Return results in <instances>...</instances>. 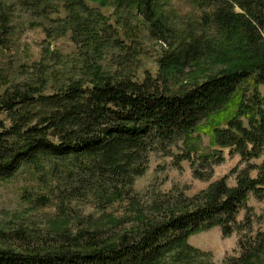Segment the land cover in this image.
Instances as JSON below:
<instances>
[{"label": "trees", "instance_id": "16d2710c", "mask_svg": "<svg viewBox=\"0 0 264 264\" xmlns=\"http://www.w3.org/2000/svg\"><path fill=\"white\" fill-rule=\"evenodd\" d=\"M115 1L119 9L130 11L127 16L136 10L149 34L171 46L158 74L148 72L140 81L133 73L105 70L88 59L75 76L74 71L64 73L61 65L49 67L48 61L60 64L64 55L48 46L35 80L18 81L0 93V114L10 121H0V179L24 166L49 165L52 175L68 178L79 191L88 186L86 177L105 176L115 182V190L107 194L109 204L134 191L133 178L143 172L146 155L160 149L170 156L173 146L195 140V133L212 134V146L218 147L181 157L192 162L199 179L208 178L224 162L223 148L245 161L263 156L264 0H187L195 15L191 24L182 25L180 37L164 13L166 0ZM33 2L42 13L50 5L48 0ZM80 17L77 22L68 16L56 27L62 33L72 28L77 54L84 57L101 39L97 28L104 23L89 25L84 14ZM47 36L53 37L49 28ZM193 66L203 73L212 71L198 77L187 70ZM184 74L191 81L173 88L172 80ZM251 168L258 171L257 178L250 170L242 172L233 187L222 179L203 190L202 197L185 198L180 213L176 206L164 218L141 211L133 223L119 227L129 219L110 214L86 219L76 231L65 225L50 233L49 243L26 241L18 246L1 241L0 264H210L207 253L188 238L219 225L225 235L251 226L250 214L241 222L237 216L243 208L250 211L251 192L264 196V162ZM68 214L54 220V227L71 222ZM257 238L260 244H241L243 254L230 264H255L264 252V235Z\"/></svg>", "mask_w": 264, "mask_h": 264}, {"label": "rangeland", "instance_id": "374dc122", "mask_svg": "<svg viewBox=\"0 0 264 264\" xmlns=\"http://www.w3.org/2000/svg\"><path fill=\"white\" fill-rule=\"evenodd\" d=\"M33 1L0 0V93L18 81L30 77L35 80L40 75L39 64L43 62L42 57L48 46L64 55L60 64H56L54 59L47 60L49 67L61 65L64 73L74 71L77 76L80 74V65H88L89 59L90 64L96 62L105 70L119 68L133 73L136 80L140 81L148 72L154 76L158 74L160 60L167 48L171 47L168 42L164 43L149 34L148 26L139 22L141 17L136 16V10L132 11L134 15L127 16L130 11L125 7L119 9L115 0H48L50 5L43 13L36 10L37 4ZM164 8V13L169 14L170 24L180 37L178 32L182 25L186 22L191 24L194 9L187 0H166ZM47 14L54 21L46 17ZM80 14H84L89 25L104 23V27L97 28L102 33L101 39L84 57L77 54L78 42L72 39V28L62 33L56 27L68 16L80 22ZM48 28L52 30L51 38L47 36ZM214 67L217 68V65ZM187 70L196 72L198 77H206L212 71L203 73L195 66ZM189 78L188 74H184L179 81L172 80V87L184 88L183 83ZM260 90L264 96V85ZM0 121L10 124L3 113L0 114ZM194 138L185 144L178 142L177 146L171 148L170 156L160 149L146 155L142 160L143 172L133 178L134 191L130 194L124 192L123 199L109 204H106L109 201L107 194L115 190V182L105 176L86 177L88 186L76 191V183L66 177L52 175L49 165L46 169L24 166L14 176L0 179V243H16L18 246L26 241L49 243L50 233L65 225H72V231H76L83 227L86 219L95 220L110 214L120 220L129 219V222L119 227L133 223V217L141 211L148 217L160 215L164 218L176 206H179L177 213H180V205L186 203L185 198L202 197L203 190L222 179L226 180L229 187H233L242 172L250 170L251 177H258V171L251 167L262 165L264 154L260 158L245 161L238 153H231L229 148H223L224 162L213 168L212 175L205 179L195 177L192 162L181 157L188 152H191L192 157L199 156L218 147L212 146L210 133H195ZM200 171L205 173L206 170L202 167ZM247 206L250 211L241 209L237 219L241 222L250 214V227L234 229L231 234L225 235L221 225L214 226L189 236L188 242L202 253H207L205 258L210 264L232 263L243 254L246 247H250L251 244L247 242L260 244L262 239L257 236L264 235V196L259 198L251 192ZM64 212L69 213L71 222L54 227V220L67 214ZM22 229L26 230L22 233L25 239L20 237ZM255 262L264 264V252L257 256Z\"/></svg>", "mask_w": 264, "mask_h": 264}]
</instances>
